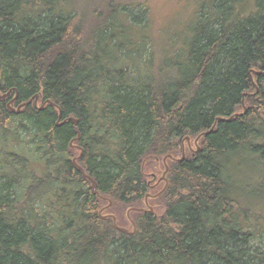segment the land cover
Instances as JSON below:
<instances>
[{"label": "trees", "instance_id": "16d2710c", "mask_svg": "<svg viewBox=\"0 0 264 264\" xmlns=\"http://www.w3.org/2000/svg\"><path fill=\"white\" fill-rule=\"evenodd\" d=\"M200 1L155 39L132 0H0V264H264V0Z\"/></svg>", "mask_w": 264, "mask_h": 264}, {"label": "rangeland", "instance_id": "374dc122", "mask_svg": "<svg viewBox=\"0 0 264 264\" xmlns=\"http://www.w3.org/2000/svg\"><path fill=\"white\" fill-rule=\"evenodd\" d=\"M126 1L128 3L131 0H122ZM135 4H140V9H142V16L147 17V20L150 23V28H146V34L148 35V31L152 33L153 38L160 39L162 36L166 37L168 36V39L171 38L174 34H184L187 31H189L190 25L195 21V13L197 10V4L201 3L200 0H132ZM238 1V0H237ZM244 0H239L241 6L237 9H240V14L246 15L249 11L248 6L242 5V2ZM248 3L252 2V0H246ZM198 2V3H197ZM239 5V4H238ZM255 0H253L252 4V11L255 10ZM243 6V7H242ZM254 7V8H253ZM183 32V33H182ZM183 36V35H182ZM188 141H180L182 151L183 149L188 146L189 150H194L195 145L193 141L188 145ZM72 151V155H74V158L79 155V150H77V146L74 145ZM184 157V156H183ZM76 161V160H75ZM165 163V164H164ZM167 161H162L160 164L163 166L167 165ZM167 168V167H166ZM150 171V170H148ZM149 173V172H147ZM155 174L154 178L151 179V183L154 185L157 183V181L160 179L159 182H164L162 180L161 173L159 174V171H153ZM152 173V174H153ZM148 177V174L146 175ZM156 177V178H155ZM160 177V178H158ZM257 182V181H256ZM158 185V184H157ZM156 185V186H157ZM163 184H159L158 188L160 189ZM158 188L155 189V191L158 190ZM253 197H250V200L245 199L244 203H242V207L252 206L254 205V200L257 205V210L259 217L261 218L260 222H264V193H258L257 195H252ZM112 203L109 202V206H111ZM146 209L149 211L151 206H154L150 202V207L148 206L147 199L145 200ZM155 211H158L157 207L155 206ZM252 223H256L255 219H251ZM258 221V223H260ZM261 224V223H260ZM255 247H258L255 244Z\"/></svg>", "mask_w": 264, "mask_h": 264}, {"label": "water", "instance_id": "95a60500", "mask_svg": "<svg viewBox=\"0 0 264 264\" xmlns=\"http://www.w3.org/2000/svg\"><path fill=\"white\" fill-rule=\"evenodd\" d=\"M252 73H254V74H256V75H260V74H263V75H264V72L261 73V72H254V71H252ZM8 94H9V92H8L7 94H5V95H0V99H4ZM16 98H17V94L15 95L14 99H13L11 102H13ZM29 103H30V101L27 102L26 104H29ZM24 105H25V104H24ZM22 106H23V104H22L21 106L18 107V110H19ZM13 113L17 114L18 111H14ZM60 116H61V113L59 112L58 120L60 119ZM70 120L73 122L74 125L77 124V121H76V120H72V119H70ZM211 131H212V129H211L208 133H210ZM208 133H205V135L208 134ZM187 140H188V138H187ZM197 150H198V149H197ZM78 158H79V157H78ZM73 163H75V160L73 161ZM166 171H167V168H165V172L163 173L162 180H164V174L166 173ZM84 176L90 181L92 188L95 189V188H96V183H95L91 178H89L88 176H86V175H84ZM150 211H151V210H150Z\"/></svg>", "mask_w": 264, "mask_h": 264}, {"label": "flooded vegetation", "instance_id": "af4514ba", "mask_svg": "<svg viewBox=\"0 0 264 264\" xmlns=\"http://www.w3.org/2000/svg\"><path fill=\"white\" fill-rule=\"evenodd\" d=\"M77 149H79V148H77Z\"/></svg>", "mask_w": 264, "mask_h": 264}]
</instances>
